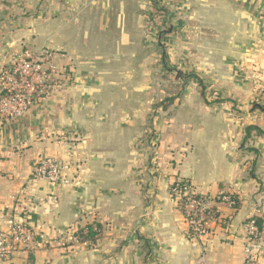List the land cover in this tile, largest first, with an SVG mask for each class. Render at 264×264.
I'll return each instance as SVG.
<instances>
[{"label":"crops","instance_id":"obj_1","mask_svg":"<svg viewBox=\"0 0 264 264\" xmlns=\"http://www.w3.org/2000/svg\"><path fill=\"white\" fill-rule=\"evenodd\" d=\"M68 1L74 16L56 8L32 29V20L0 21V65L47 36L70 73L23 117L0 120V230L13 215L47 242L1 264H242L244 223L264 220V134L244 138L248 126L264 130V0L199 3L203 19L171 52L184 58L176 92L168 83L158 102L140 100V43L124 0ZM44 156L68 163L70 181L34 178ZM184 178L215 213L200 237L169 194ZM91 221L102 225L96 245H59ZM257 259L264 264V246Z\"/></svg>","mask_w":264,"mask_h":264},{"label":"built area","instance_id":"obj_2","mask_svg":"<svg viewBox=\"0 0 264 264\" xmlns=\"http://www.w3.org/2000/svg\"><path fill=\"white\" fill-rule=\"evenodd\" d=\"M65 53L50 49L36 52L22 50L11 54L8 61L0 65V120H16L23 117L32 104L48 98L58 88H62L70 78L67 64L63 62ZM264 94V82L260 87ZM70 165L52 156L40 157L33 165L34 178L45 179L51 184L70 181L67 170ZM169 194L180 208L187 232L191 238L208 232V221L215 216L214 211L205 205V198L190 180H175L169 186ZM219 199L229 206L236 205L238 198L220 195ZM6 226L0 230V264L13 255L29 253L40 245L46 246L40 233L18 221L12 215L5 220ZM244 244L242 264H259L258 254L264 246V224L259 226L254 217L244 223ZM61 246H72L81 241L75 229L58 241Z\"/></svg>","mask_w":264,"mask_h":264},{"label":"rangeland","instance_id":"obj_3","mask_svg":"<svg viewBox=\"0 0 264 264\" xmlns=\"http://www.w3.org/2000/svg\"><path fill=\"white\" fill-rule=\"evenodd\" d=\"M68 2V0H0V8L6 7L8 9L5 12L10 13L6 15L0 10V21L6 26L10 25V21L15 26L16 22L27 19L30 23L29 20H32V24L29 25L32 29L36 26V18L55 15L57 13L53 10L56 8L60 9L59 15L67 13L68 17L70 14L74 16L76 10L71 2L70 7H66ZM202 2L203 0H124V6L127 9V15L123 18L125 25H131L134 37L137 33L140 43V59L138 63L134 60L132 68L134 73H139L140 76L141 102L152 95L156 96L158 102L164 94L162 90H165L168 83L172 89L170 93L176 92L174 89L177 84L174 80L178 78L175 79V75L184 67L183 63L181 65L179 63L184 61V58L175 60V54L171 52H178V45L186 39L188 41L186 37L194 31L193 22H196L197 18L203 19V16H200L203 13L196 15V9ZM205 18L208 17L204 14ZM49 21H51L50 17ZM36 34L33 33L28 38L35 40ZM44 38L48 45L41 46L39 42L33 46L34 48L23 46L20 51L36 52L46 48L60 52L51 47L50 37ZM152 54H155V59L152 58ZM127 65L130 66L131 63Z\"/></svg>","mask_w":264,"mask_h":264},{"label":"trees","instance_id":"obj_4","mask_svg":"<svg viewBox=\"0 0 264 264\" xmlns=\"http://www.w3.org/2000/svg\"><path fill=\"white\" fill-rule=\"evenodd\" d=\"M186 75L189 76V77H194L193 73H188ZM197 82L201 85V91H202L201 79L197 78ZM173 98L174 97H166L159 104L162 105L163 107H166V106H168V104L170 102L173 101ZM208 102L209 101H206V103H208ZM252 131H255V133L257 135H263L264 134V130H262V129L256 127V126H248V127L245 128V136H244L245 140L249 137V135H250V133ZM181 180L186 181V180H189V179L184 178V179H181ZM177 208L180 210L179 207H177ZM254 218H255L256 223L259 226L264 224V220L261 217L255 216ZM101 230H102V225L99 222H96V221L86 222V224H84L83 226L75 229L76 233H78V235L80 236V240L88 242V246L96 245L97 240L99 238V235L101 233Z\"/></svg>","mask_w":264,"mask_h":264},{"label":"water","instance_id":"obj_5","mask_svg":"<svg viewBox=\"0 0 264 264\" xmlns=\"http://www.w3.org/2000/svg\"><path fill=\"white\" fill-rule=\"evenodd\" d=\"M180 75H181V71L178 70V71H177V74H176V77H179Z\"/></svg>","mask_w":264,"mask_h":264}]
</instances>
